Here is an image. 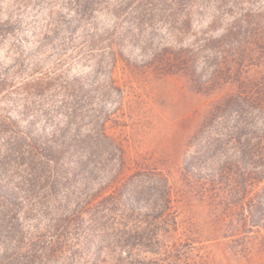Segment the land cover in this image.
Wrapping results in <instances>:
<instances>
[{
  "label": "rangeland",
  "instance_id": "374dc122",
  "mask_svg": "<svg viewBox=\"0 0 264 264\" xmlns=\"http://www.w3.org/2000/svg\"><path fill=\"white\" fill-rule=\"evenodd\" d=\"M80 3L87 15L79 16L75 0H0V115L23 130L33 112L42 114L38 97L27 94L34 78L52 72L65 82L78 80L86 90L83 132L106 118L107 134L123 150V161L112 166L104 193H112L137 170L162 171L173 187L177 225L172 217L162 224L168 230L162 231L163 243L136 250L137 260L155 258L158 253L148 251L154 250L173 252L184 264H264V230L244 229L242 207L221 203L216 194L219 185L222 192L227 182H245L246 172H264V0ZM83 19L102 28L101 35L117 24L128 31L117 59L110 54V42L94 50L82 47ZM168 48L183 51L188 67L169 70L153 60L155 51ZM238 95L241 104L235 100ZM63 97L57 91L47 101L58 114L56 122ZM37 125H45L43 117ZM2 139L0 134V145ZM209 141L212 150L197 154L198 144ZM193 155L198 168L187 178L184 164ZM100 178L94 179L93 194H100ZM258 186L253 182L250 191ZM72 189L71 206L76 208L85 191ZM89 208L66 231H47V216L23 220L32 232L44 228L48 242L62 236L63 248L57 243L41 264H123L119 251L126 256L129 248H106L101 254L95 241L87 239L93 233Z\"/></svg>",
  "mask_w": 264,
  "mask_h": 264
},
{
  "label": "trees",
  "instance_id": "16d2710c",
  "mask_svg": "<svg viewBox=\"0 0 264 264\" xmlns=\"http://www.w3.org/2000/svg\"><path fill=\"white\" fill-rule=\"evenodd\" d=\"M75 1H79V16L87 15L84 4L80 0ZM178 1L175 0L174 5H179ZM83 20L82 47L94 50L99 43L110 42V54L117 59V50L122 51L128 31L120 30L117 24L113 30L105 28L101 35L102 28ZM82 47L77 48L80 50ZM152 56L164 69L188 67L187 56L181 50L168 48L164 53L155 51ZM28 88L27 94L38 97L35 102H38L36 107L40 108L41 115L33 112V118L27 120L23 130L16 126V121L0 115V134L3 137L0 145V264H41L51 248H57V243L63 248L62 236L48 242L43 236L44 228L37 226L32 232L25 227L23 220L47 216L50 221L47 231H66V228L75 226L74 222L86 213L92 201H96L95 206L89 208L87 215L93 233L88 234L87 239L95 241L101 254L106 248H129L124 250L126 256L119 251V263L184 264L173 252L161 254L148 250L158 253V256L149 260L136 258L139 255L136 250L155 248L163 243L162 231L168 230L161 228L162 224L172 217V222L177 225V218H173V187L168 176L162 171L137 170L112 193H104L103 185L111 177L112 166L123 161V150L107 134L106 118L96 120L92 128L83 132L81 102L86 92L83 85L78 80L65 82L60 75L49 72L34 78ZM57 91L64 97L55 110L56 113L61 112V118L56 122L54 118L58 114L53 113L47 101L49 97L54 98ZM70 98L72 101L69 103ZM235 100L241 104L242 95ZM227 105L231 107L230 103ZM30 110L26 108V112ZM40 116L45 121L42 128L37 125ZM198 146L197 154L212 150L210 141ZM196 155L185 161L183 172L187 178L198 168ZM244 160L243 155L238 160V168ZM98 175L103 177L97 190L100 194H93L91 187ZM242 178L247 179L245 182L233 180L239 184L227 182L228 186L222 192L220 185L217 186L218 201L242 207L240 215L244 229L258 227L264 230V172H246ZM226 179L232 182L233 176ZM255 181H258V189L250 191ZM71 186L85 191L84 200L76 203V208L71 206L74 194ZM61 192L64 196L59 198ZM81 203L86 205L81 207Z\"/></svg>",
  "mask_w": 264,
  "mask_h": 264
}]
</instances>
